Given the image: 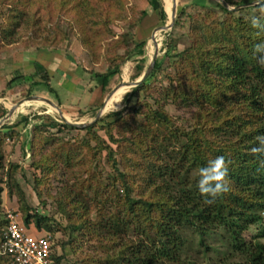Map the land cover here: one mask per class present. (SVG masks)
I'll use <instances>...</instances> for the list:
<instances>
[{
	"label": "trees",
	"instance_id": "trees-1",
	"mask_svg": "<svg viewBox=\"0 0 264 264\" xmlns=\"http://www.w3.org/2000/svg\"><path fill=\"white\" fill-rule=\"evenodd\" d=\"M224 1L235 6L253 0ZM4 3L8 6L7 24L1 29L4 37L14 32L24 8L32 10L35 5L31 11L34 14L36 9L47 6L48 21L55 25L57 16L64 17L70 34H78L90 57L98 59L95 50L100 48V33L109 31L104 25H98L108 17L116 18L113 5L116 3L122 8L125 0H4ZM148 4L151 10L158 8L160 19L164 20L166 14L159 0H148ZM144 15L142 10L140 16ZM253 17H260L264 27V17L256 5L227 10L219 0H190L180 7L174 18V26L189 23V45L170 53L173 45L169 32L162 31L159 49H164L163 53L156 55L148 76L125 91L123 106L117 111L83 128L59 119L54 121L48 113H33L31 117L28 113H18L13 121L3 124L0 142L4 137L18 135L21 157L37 153L34 146L41 142L39 138L44 137L43 142L49 138L42 132L55 129V134L62 138L55 148L61 150L67 160L70 149L77 147L90 152L91 156L105 150V160L113 171L108 175V185L114 210L111 207L107 211L97 209L94 217H90L88 202L81 192L83 187L89 186V176H94L87 170L88 176L82 183L74 184L77 191L72 189L73 185H64L61 196L53 197L55 212L62 214L55 217L54 212L36 211L25 201L15 178L19 174L27 180L25 166L10 161L3 169L0 154V192L4 184L7 194L15 195L23 226L28 227L33 220L36 229L43 227L47 231L48 222L55 225L57 231H67L70 237L75 235L76 241L83 238L91 241L103 252L97 258L87 254L69 258L71 264L88 261L96 264H264V242L261 241L264 238V154L251 153L253 147L259 146L257 138L264 136V66L257 62V57L264 53L254 55V45L264 42V29L252 27ZM30 19L32 29L37 30L39 19L34 16ZM59 41L51 39L46 46L57 48ZM133 54H143L141 42L127 49L123 57L104 71H89V82L94 81L93 86L103 92L108 90L124 60ZM164 57L174 62L175 71L163 73L168 86L153 96L154 104L150 106L137 97L139 91L145 93L150 88V83L162 71ZM32 66L41 81L31 80L30 86L40 83L51 90L50 76L44 67L35 62ZM145 67L141 60H135L130 79L139 77ZM8 76L7 86L12 82H25V71L21 67L10 71ZM31 87L24 90L26 95L31 93ZM170 106L189 112V116L172 118L166 109ZM96 110L97 107L92 109L93 115ZM4 112L5 108L0 105V117ZM139 114L142 117L136 120ZM109 116L111 120H107ZM45 118L49 123L44 122ZM31 122V133L25 130L19 135L14 131L18 125L25 127ZM95 124L116 144L115 149L95 136L92 130ZM113 126L118 137L110 133ZM72 129L89 133L95 138L97 148L89 146L86 139H81L76 146L70 143L65 136L69 137ZM57 139L50 138L49 143ZM217 156L225 159L229 190L208 204L209 197L197 188L199 169ZM48 157L49 154L43 153L27 166L49 172L55 163H50ZM31 171L32 189L36 190L40 179ZM3 212L0 206V232L5 224ZM249 226L257 230L248 238L244 233ZM128 231L131 236L127 235ZM215 234L220 236L225 250L208 243V238ZM74 241L65 240L59 246L63 249L73 242L70 248L75 251ZM209 251L219 256L212 259ZM63 257L67 256L51 253L55 264ZM0 264L13 263L7 255L0 254Z\"/></svg>",
	"mask_w": 264,
	"mask_h": 264
},
{
	"label": "rangeland",
	"instance_id": "rangeland-1",
	"mask_svg": "<svg viewBox=\"0 0 264 264\" xmlns=\"http://www.w3.org/2000/svg\"><path fill=\"white\" fill-rule=\"evenodd\" d=\"M159 2L166 14L164 20L160 19L158 8L155 10L150 9L148 0H125L122 8L114 3L113 7L116 9L114 15L116 18L111 19L108 17L106 21L98 25H104L109 31L100 33L102 35H100L101 38L99 41L100 48L99 50H95L97 52L96 54H98V59H92L90 57L91 54L89 55V51L81 45L78 34H70L64 17L61 15L57 16V23L55 25H52V22L48 21L47 6L40 7L38 10L36 9L34 14H31L33 13L31 11L36 8L35 5L32 10L29 8L28 11H26L27 7L24 8L21 18H17L19 23L18 25H15L14 32L8 37H4L1 34V29L7 24L6 18L8 6L4 3V0H0V96H2L0 97V105H2L6 111L10 105L27 96L24 93V90L27 87H31L29 84L31 80L34 82L41 81L39 75L35 73L32 66V63L35 62L39 65L41 64L48 73V76H50L49 86L51 87V90L45 85L38 83L31 87V93L29 95H38L49 99L59 107L61 113L65 115L69 121L82 123L91 121L94 117L92 109L95 107H97L95 113H97L98 110H101L100 117L107 113L117 111L123 106V95L129 87H118V90L122 87L123 89L118 92L116 91L112 95L106 107L105 99L111 88L117 83L134 80L130 79V76L134 69L133 65L135 60H141L145 66L147 65L153 51V43L150 39L153 30V36L158 46L157 55L162 54L164 51V49H159L162 39L161 32L164 31V29H158L157 27L168 22V10L170 11L171 0H159ZM189 2L190 0H176L175 14L182 5L188 4ZM142 10L145 11L144 16H140ZM189 11L190 10H188V12ZM190 12L192 13L194 11ZM31 16L39 19L38 26H35L37 30L32 29L34 26L32 19H30ZM10 25L11 24H9V27H12ZM188 26V22H182L180 26H174L173 23L172 27L166 29L169 32V38L173 45V49L170 50V53L173 54L174 52L181 51L184 47L189 45L190 38L187 35ZM51 39L60 40L57 48L46 46V43L51 41ZM136 42L142 43L143 54H133L124 60L123 65L120 67V73L111 79V84L108 90L103 92L99 87L93 86L94 81L90 80L89 82V71H104L108 66H112V64L116 63L119 57H123L125 51L131 48ZM126 44L127 46H125ZM173 64L174 62L172 60L164 57L162 59V71L159 72L156 78L150 83V88L145 93L139 91L137 100H145L150 106H152L154 104L152 101L153 96H157L159 92L163 91L162 89L168 86L163 73L168 72L173 74L175 71V65ZM19 67L23 68L25 71V82L22 84H15V82H12L10 86H7L6 81L9 78L8 73ZM28 103V105L23 106L22 108H17L19 110H15L7 122L13 121L18 113H28L29 117H31L33 113H48L54 121H58L57 119L61 120L56 112L51 110V107L46 103L37 100ZM166 109L172 118L178 116L185 118L189 116V112L180 108H173L170 106L166 107ZM141 117L140 114L137 115L136 120H140ZM111 118L112 117L109 116L107 120H111ZM49 121L48 118H45L44 120L45 123H49ZM32 129L31 122V124H27L25 127L18 125L14 128V131L18 132L19 135H22L25 130H29L31 133ZM92 130L95 131V136H98V138H101L105 143H108L113 149H115L116 144L111 143L107 139L103 128L99 124L93 125ZM42 133L44 136H49L47 142H43L44 137L41 139L39 138L41 142L34 146L37 153H34V155L27 153L25 157H21L20 154L18 135L12 134L8 137H4L0 142V154L2 156L1 161L3 169L8 166V162L10 161H15L25 166L27 180L15 173V178L23 190L25 201L32 208H35L36 211H41L45 214H52L54 212L55 217H59L62 214L60 211L57 213L55 212L56 204L55 202L54 204L52 202V200H54L53 197L59 198L61 196L64 185H73L72 189L77 191V187L74 186V184L82 183V180L88 176V170L90 173L93 172L94 176H89L91 182L89 186L83 187L81 192L88 202L90 217H94V213L97 209L107 211V209L110 210L111 207V209L114 210L113 194L112 191L109 190L108 185V175L113 173V171L107 165L105 160V150H100L99 154L91 156L88 154L90 152L77 147L75 149H70V153H68L69 159L67 160L64 153L55 148L56 145H60L62 141V138L55 134V129H47ZM110 133L114 137H118L119 135L115 126L111 127ZM53 137H57L58 139L53 140L54 142L50 144L49 140ZM66 137L67 139H70V143L75 144L74 146H76L81 139H86L89 146L97 148L95 138L82 129H72V134L69 136L70 138L68 136H65V138ZM51 151L53 153H50ZM43 153L49 154L48 158L50 163H55L51 171L46 172L40 167L29 168L27 166L29 162L36 161L39 155ZM30 159L32 160L29 161ZM31 170L35 171L34 173L36 177L40 179V183L36 190L32 189L33 181L30 175L32 172ZM95 181H98L96 186L93 184ZM40 201H43V204L40 203ZM0 206L3 208V213H5V211L13 212L16 215L17 221L22 224V213L17 208L18 201L15 195L9 196L7 194L4 184H2V190L0 192ZM62 222L65 223L64 218L62 219ZM46 225L49 227V230L47 231L43 227L36 229L33 225V220H31L28 227H26V230L33 236H51V253L59 255L64 253V255L67 256L61 258L59 264H71L68 260L69 258L84 256L85 254L90 255L91 257L93 256V258H97L100 254H103V252L97 250L96 245L91 241L89 242L84 238L80 241H76V239H74L75 235L70 237L67 231H57L55 225H50L48 222ZM256 230V227L249 226L245 231L244 236L249 238L255 234ZM127 235L131 236V233L128 231ZM219 238L220 236L215 234L211 238H208V243L212 247L219 248V250H225V248L221 246L222 242ZM65 240H75L73 245L75 251H71L70 248V245H72L73 242L64 245L63 249L60 248L59 245ZM261 241L264 242V238H262ZM208 255L212 259L219 256V254L217 255L212 251H209ZM84 264L96 263L88 261Z\"/></svg>",
	"mask_w": 264,
	"mask_h": 264
},
{
	"label": "built area",
	"instance_id": "built-area-1",
	"mask_svg": "<svg viewBox=\"0 0 264 264\" xmlns=\"http://www.w3.org/2000/svg\"><path fill=\"white\" fill-rule=\"evenodd\" d=\"M4 219L0 232L1 255H7L13 264H55L48 235L29 234L13 212L5 211Z\"/></svg>",
	"mask_w": 264,
	"mask_h": 264
},
{
	"label": "clouds",
	"instance_id": "clouds-1",
	"mask_svg": "<svg viewBox=\"0 0 264 264\" xmlns=\"http://www.w3.org/2000/svg\"><path fill=\"white\" fill-rule=\"evenodd\" d=\"M254 4L258 6V11L264 17V0H254ZM251 25L254 28L264 29L260 17H253ZM257 53H264V42L254 45V55ZM257 62L264 66V55L258 56ZM257 139L259 146L253 147L251 153L254 155H262L264 154V136H260ZM227 175L228 168L223 156H217L214 160H209L206 166L199 169L197 188L202 195L209 197L206 203H213L218 196L229 190L225 179Z\"/></svg>",
	"mask_w": 264,
	"mask_h": 264
},
{
	"label": "water",
	"instance_id": "water-1",
	"mask_svg": "<svg viewBox=\"0 0 264 264\" xmlns=\"http://www.w3.org/2000/svg\"><path fill=\"white\" fill-rule=\"evenodd\" d=\"M220 3L223 5V7H225L227 10H235V9H238L240 7H245V6H253L255 5L254 4V1H251V2H248V3H245V4H239V5H235V6H229L226 4V2L224 0H219ZM175 7H176V0H171V5H170V11H169V20L167 23L163 24V25H160L159 27H157L158 29H169L170 27H172L173 23H174V18H175ZM154 34V30L151 32V35H150V39L153 43V51H152V54L149 58V61L145 67V70L143 71V73L137 77L136 79L132 80V81H122V82H119L117 83L114 87L111 88V90L109 91L108 95H107V98L105 100L108 99V97H110L112 95V93L120 86H128V87H132V86H136L138 84H140L147 76L148 74L150 73L152 67H153V63H154V59L157 55V44H156V41H155V38L153 36ZM42 101L44 103H46L49 107L51 108H54L56 112V114L59 116V118L65 122L66 124L68 125H71V126H74L76 128H81V127H85V126H88L90 125L92 122L96 121L99 117H100V114H101V110H98L97 113L94 115L93 119L89 122H86V123H82V122H71L69 121L68 119H66L63 114L61 113L60 109L58 106H56L52 101H50L49 99L47 98H44V97H41V96H38V95H27L26 97L18 100L16 103L10 105L4 115L0 118V126L3 125L4 123L7 122V120L10 118V116L13 114V112L18 108L20 107L24 102H30V101ZM105 102V101H104Z\"/></svg>",
	"mask_w": 264,
	"mask_h": 264
},
{
	"label": "bare ground",
	"instance_id": "bare-ground-1",
	"mask_svg": "<svg viewBox=\"0 0 264 264\" xmlns=\"http://www.w3.org/2000/svg\"><path fill=\"white\" fill-rule=\"evenodd\" d=\"M167 12V11H166ZM168 14H169V10H168ZM123 89V87L122 88H120L119 90L118 89H116L113 93H112V95L117 91H121ZM112 95L109 97V99L108 100H106V104H105V107H106V105L108 104V102L110 101V99H111V97H112ZM116 101V100H115ZM29 103L28 102H24L20 107H18V108H22L23 106H26V105H28ZM51 110H53V111H55V109L54 108H50ZM16 110H19V109H16ZM64 117H65V115H63ZM66 118V117H65ZM67 119V118H66Z\"/></svg>",
	"mask_w": 264,
	"mask_h": 264
}]
</instances>
